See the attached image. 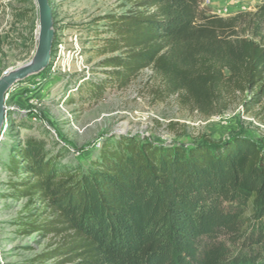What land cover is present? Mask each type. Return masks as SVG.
<instances>
[{
	"label": "trees",
	"instance_id": "1",
	"mask_svg": "<svg viewBox=\"0 0 264 264\" xmlns=\"http://www.w3.org/2000/svg\"><path fill=\"white\" fill-rule=\"evenodd\" d=\"M135 1L134 13L106 17L102 53H123L104 61L110 81L124 86L151 67L201 110L226 92L251 93L247 112L264 107V5L222 17L202 0ZM13 150L10 188L50 212L24 224L56 239L24 264H264V149L247 136L192 145L112 137L87 167L62 163L35 137Z\"/></svg>",
	"mask_w": 264,
	"mask_h": 264
},
{
	"label": "rangeland",
	"instance_id": "2",
	"mask_svg": "<svg viewBox=\"0 0 264 264\" xmlns=\"http://www.w3.org/2000/svg\"><path fill=\"white\" fill-rule=\"evenodd\" d=\"M49 2L56 32L53 49L62 43L65 55L10 90L0 137V250L6 264L27 263L56 246L51 234L29 231L24 224L50 215L46 204L37 195L19 196L9 186V180H17L7 166L13 146L28 137L42 139L52 155L59 154L60 161L72 167H87L112 137L192 145L202 138L219 141L243 135L264 149V107L247 112L243 102L250 99L249 92H226L217 105L201 110L170 92L165 78L151 67L124 86L109 80L113 68L105 66V59L123 53H102L104 39L111 35L106 17L134 13L135 0ZM262 5L264 0H202L201 7L230 17L257 12ZM38 32L35 0H0V78L33 57ZM68 61L71 69L63 72L62 63ZM101 80L108 82L97 98L91 89ZM53 263L49 258L43 264Z\"/></svg>",
	"mask_w": 264,
	"mask_h": 264
},
{
	"label": "water",
	"instance_id": "3",
	"mask_svg": "<svg viewBox=\"0 0 264 264\" xmlns=\"http://www.w3.org/2000/svg\"><path fill=\"white\" fill-rule=\"evenodd\" d=\"M39 11V32L37 47L33 57L11 68L0 78V137L8 113L7 98L10 90L31 75L45 71L51 63L55 40V28L52 7L49 0H35Z\"/></svg>",
	"mask_w": 264,
	"mask_h": 264
},
{
	"label": "built area",
	"instance_id": "4",
	"mask_svg": "<svg viewBox=\"0 0 264 264\" xmlns=\"http://www.w3.org/2000/svg\"><path fill=\"white\" fill-rule=\"evenodd\" d=\"M65 47H63L62 43H59L58 45H56L53 49L52 55H51V64L56 65L57 64V60L60 59L63 55H65ZM49 65V66H50ZM55 69V67H53V70ZM71 69V64L70 61L62 63V71L63 72H67L70 71ZM0 264H6L4 259H3V253L0 250Z\"/></svg>",
	"mask_w": 264,
	"mask_h": 264
}]
</instances>
